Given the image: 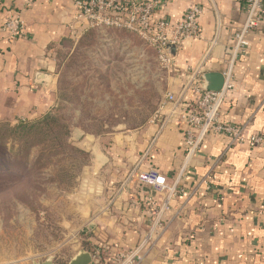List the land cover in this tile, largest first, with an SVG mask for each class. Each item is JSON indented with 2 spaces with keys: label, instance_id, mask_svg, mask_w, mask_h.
Returning <instances> with one entry per match:
<instances>
[{
  "label": "crops",
  "instance_id": "0c3cea01",
  "mask_svg": "<svg viewBox=\"0 0 264 264\" xmlns=\"http://www.w3.org/2000/svg\"><path fill=\"white\" fill-rule=\"evenodd\" d=\"M166 1L160 14L173 23L196 5L203 9L202 38L170 49L168 94L178 95L196 69L202 75L229 70L234 37L247 14L237 0ZM76 2L0 0V123L14 126L54 109L61 55L83 37L74 32ZM15 15L23 17L26 31L11 41L2 27ZM249 41L248 52L233 63L221 120L264 137V23ZM171 109L165 101L159 118L147 126L95 139L87 191L77 195L83 198L76 206L77 224H71L70 239L54 264H69L82 250L92 253L95 264H116V256L134 251L152 229L154 243L139 264H264V147H229L227 139L208 135L187 158L186 128ZM149 169L178 188L170 209L159 215L150 200L160 209L166 193L136 179L126 182L133 170ZM158 220L161 225L154 227Z\"/></svg>",
  "mask_w": 264,
  "mask_h": 264
},
{
  "label": "rangeland",
  "instance_id": "374dc122",
  "mask_svg": "<svg viewBox=\"0 0 264 264\" xmlns=\"http://www.w3.org/2000/svg\"><path fill=\"white\" fill-rule=\"evenodd\" d=\"M56 75L52 113L67 125L65 146L48 141V157L32 168L9 154L0 158V264L54 258L77 224L76 206L83 200L77 195L87 191L95 139L147 126L167 102L168 69L149 45L126 31L98 29L72 41ZM42 148H34L29 164Z\"/></svg>",
  "mask_w": 264,
  "mask_h": 264
},
{
  "label": "built area",
  "instance_id": "2783aa9c",
  "mask_svg": "<svg viewBox=\"0 0 264 264\" xmlns=\"http://www.w3.org/2000/svg\"><path fill=\"white\" fill-rule=\"evenodd\" d=\"M34 1V0H30ZM244 5L247 19L244 26L235 34L234 46L229 70L224 73L225 84L221 91L212 92L202 88V71L196 69L190 75L188 83L180 94L169 93L167 103L172 107V115H177L185 125V145L187 158L196 154L208 135H215L228 140L229 147L249 145L264 147L262 135H250L247 126H236L221 120V110L227 91L232 88L233 63L240 55H245L250 47V33L264 23V0H237ZM167 6L166 0H77L75 36L80 38L93 30L115 29L129 32L149 45L157 54L161 65L170 69L174 65L171 48H179L185 42L202 38L200 17L203 9L196 5L189 9L184 19L173 23L160 14ZM11 41H17L25 35L26 23L21 15L10 18L2 27ZM216 41L206 52L205 59L212 53ZM197 98V99H196ZM158 117L155 118L157 120ZM22 122H25L23 120ZM136 179L146 187L166 193L160 209L156 200L151 199V206L157 215L170 209V202L178 195L177 184L169 187L165 177L156 169L147 171L133 170L126 182ZM210 189V183H207ZM156 221L154 227L160 226ZM142 240L140 245L129 253H120L115 257L116 264H139L145 252L154 243V231Z\"/></svg>",
  "mask_w": 264,
  "mask_h": 264
},
{
  "label": "trees",
  "instance_id": "16d2710c",
  "mask_svg": "<svg viewBox=\"0 0 264 264\" xmlns=\"http://www.w3.org/2000/svg\"><path fill=\"white\" fill-rule=\"evenodd\" d=\"M52 112L53 110L36 120L21 121L15 127L0 126V158L9 154L18 163L32 168L39 166L40 162L48 157L46 153L44 154L46 149H51V146L47 144L48 141L65 146V137L69 135L67 125L62 123V120ZM9 141H12V151L7 153ZM39 145H44L40 157L33 159V162L29 164L34 148ZM45 166L46 163L43 167ZM31 168H29V172L32 170ZM29 172H24L22 175L27 176Z\"/></svg>",
  "mask_w": 264,
  "mask_h": 264
},
{
  "label": "water",
  "instance_id": "95a60500",
  "mask_svg": "<svg viewBox=\"0 0 264 264\" xmlns=\"http://www.w3.org/2000/svg\"><path fill=\"white\" fill-rule=\"evenodd\" d=\"M225 84V77L221 73H206L202 75V88L206 91L219 92L223 89ZM98 162L105 164L106 159L97 155ZM33 264H54V258L49 257L45 261ZM69 264H95L92 253L87 251H80L75 257L71 259Z\"/></svg>",
  "mask_w": 264,
  "mask_h": 264
}]
</instances>
